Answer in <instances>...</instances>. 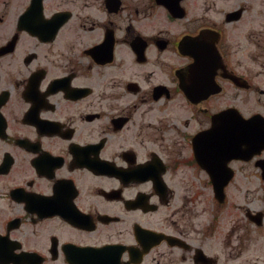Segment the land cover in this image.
<instances>
[{
	"label": "flooded vegetation",
	"instance_id": "1",
	"mask_svg": "<svg viewBox=\"0 0 264 264\" xmlns=\"http://www.w3.org/2000/svg\"><path fill=\"white\" fill-rule=\"evenodd\" d=\"M250 117L264 0H0V264H264Z\"/></svg>",
	"mask_w": 264,
	"mask_h": 264
},
{
	"label": "water",
	"instance_id": "2",
	"mask_svg": "<svg viewBox=\"0 0 264 264\" xmlns=\"http://www.w3.org/2000/svg\"><path fill=\"white\" fill-rule=\"evenodd\" d=\"M245 121L250 123V128H249L250 129V134L253 135V136L259 137L260 144L264 145V130H263L264 127H257L256 124L254 123V119L253 118L245 120Z\"/></svg>",
	"mask_w": 264,
	"mask_h": 264
},
{
	"label": "rangeland",
	"instance_id": "3",
	"mask_svg": "<svg viewBox=\"0 0 264 264\" xmlns=\"http://www.w3.org/2000/svg\"><path fill=\"white\" fill-rule=\"evenodd\" d=\"M245 109H247L248 111H251L255 109V106L254 105L246 106ZM253 197H255L259 201L260 207L264 209V190L260 188V185L255 186Z\"/></svg>",
	"mask_w": 264,
	"mask_h": 264
}]
</instances>
